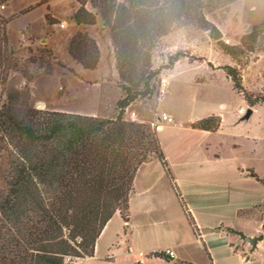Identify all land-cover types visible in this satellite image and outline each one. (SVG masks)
Instances as JSON below:
<instances>
[{
    "label": "rangeland",
    "instance_id": "obj_1",
    "mask_svg": "<svg viewBox=\"0 0 264 264\" xmlns=\"http://www.w3.org/2000/svg\"><path fill=\"white\" fill-rule=\"evenodd\" d=\"M125 1L0 0V113L12 106L19 116L27 108H33L40 112L115 119L119 114L118 100L124 94L110 35L116 18L115 8L112 13L104 14L106 4L117 6ZM81 5L96 18L94 25L79 26L74 21ZM205 15L219 30L221 38L216 40L211 31L201 29L188 17L172 24L169 33L159 38L155 49L150 50L151 64L154 69L164 66L170 56L178 52H184L187 57L173 68L163 70L154 81L157 86L154 97L136 101L126 109L124 117L127 121L158 127L171 172L176 164L190 158L191 165L199 169L228 176L236 160L234 157L242 159L240 161L247 166L260 168L264 164V141H261L264 140L261 136L264 135V103L249 120L232 127L233 120L237 118L238 122L250 106L243 94L234 89L225 70V67L235 68L245 91L253 98L264 97V34L249 36L254 26L264 20V0L222 1ZM103 20H110L111 26H105ZM61 24L65 27L61 28ZM78 33L87 34L97 43L100 58L95 69H85L71 55L70 44ZM221 43L237 48L235 58L223 51ZM240 108L245 114L239 113L238 117ZM167 113L175 115L174 118L169 115L173 123L162 120ZM221 113L225 118L220 135L192 130V122ZM249 133L259 141L247 140ZM235 144L241 148L235 149ZM215 153L219 159L208 163L205 158ZM2 161L0 159V164ZM153 161L158 163L138 173L129 211L115 213L118 216L97 252L99 258L87 259L83 264H138L141 259L144 264H156L152 259L147 260L155 258L152 254L147 256L140 252L145 255L141 257L139 253L138 257L129 251L167 249L174 245L175 236L190 239L191 226L195 230L193 216L190 226L189 216L166 182H170V178H158L161 172L167 175L164 167L159 160ZM184 190L191 191L194 202L212 204L226 197L229 189L222 185L199 187L191 183V190L186 187ZM224 203L222 215L219 214L223 219L239 218L238 225L263 226L264 205L254 210L255 216L249 217L235 212L234 202L226 200ZM127 216L130 224L124 220ZM230 231L233 234L236 230L229 227ZM261 234L264 235L263 229L256 236ZM236 238L239 244L252 248L240 236ZM261 250L263 252L258 253L264 259V249ZM192 255L198 264H207L198 252L192 251ZM73 258L74 264L82 261Z\"/></svg>",
    "mask_w": 264,
    "mask_h": 264
},
{
    "label": "trees",
    "instance_id": "obj_2",
    "mask_svg": "<svg viewBox=\"0 0 264 264\" xmlns=\"http://www.w3.org/2000/svg\"><path fill=\"white\" fill-rule=\"evenodd\" d=\"M222 1L236 0H126L117 6L106 4L104 16L115 8L112 26L110 20H103V24L111 26L124 93L118 100L115 119L33 108L19 116L12 106L1 111L0 264H64L68 256L91 258L114 214L129 211L135 178L144 164L159 160L173 180L158 127L127 121L125 111L138 100L153 98L157 93L155 79L187 57L178 52L164 66L154 69L151 64L150 50L169 33L172 24L188 17L201 29L211 31L216 40L221 38L205 13ZM73 19L79 26L94 25L96 20L83 6ZM262 34L264 20L249 36ZM220 45L235 58L237 48ZM70 52L85 69L97 67L100 51L87 34H77ZM225 70L251 110L264 103V97L253 98L245 91L235 68ZM220 126L221 117L216 115L191 124L193 130L210 133ZM253 177L260 181L257 175ZM124 220L129 223L128 216ZM262 227L264 230V223ZM152 256L172 261L164 251Z\"/></svg>",
    "mask_w": 264,
    "mask_h": 264
},
{
    "label": "crops",
    "instance_id": "obj_3",
    "mask_svg": "<svg viewBox=\"0 0 264 264\" xmlns=\"http://www.w3.org/2000/svg\"><path fill=\"white\" fill-rule=\"evenodd\" d=\"M100 64L101 62L99 63V65ZM261 104L256 105L252 108L253 114L256 112V108H258L259 106H263ZM222 107H225V105H223ZM168 115H171L173 118L175 116L173 113H170ZM238 115V117H240L239 112ZM219 116L221 117V126L217 132H201H204L205 134L220 135V132L223 131L225 116L222 113ZM242 118L238 122L237 118L234 119V124L230 123L231 126L236 127L239 122L243 121ZM194 122H192L191 124H193ZM160 128H162V126ZM261 136H263L264 138V135ZM246 139L252 141L253 143L259 141L257 136H254V134L250 133L247 134ZM234 147L235 149L241 148L239 144H235ZM254 153L257 152L254 151ZM212 156L213 157L205 158L208 163H211L210 161H212V159L214 158L216 160L219 159V156L216 153ZM234 158L236 160H233L232 168L228 173V176H222L221 174L213 175L209 170L199 169L197 166L191 165L190 158L189 160H184L182 163L176 164V169L173 168V172H171L173 175V180H170V182H166H168V186L170 187V189H173L176 200L178 201V203H180V205H182L186 214L189 216L188 220L190 221V226L191 215L193 216L192 218L194 221L195 230L191 226L189 234L190 239L187 240L185 237L175 236V243L170 248H159L152 250L150 249L149 251L141 250L139 252H133L132 250H130L129 253L139 257L140 252H144L145 254H147V256H150V254H153L155 252L172 250L175 253V257L171 259L172 264H198L193 259L192 251L198 252L200 256L202 255V258L205 259L207 264H264L263 255L261 253H258V251L263 252V250L260 251V249H264V240L262 242H259L257 249L252 252V248H249V246H245L248 244H239L238 238H236L238 235L234 233L232 234L231 231L228 232L229 227H232L234 228V230H240L248 236L255 237L262 231V226L258 225L257 228H253L249 224L238 225V217H236L238 218L237 220L231 219V217L223 219V217L219 215L223 211L222 207L226 205L224 203L226 200L232 203L234 202L235 212H237L238 214L244 213V216L249 217L255 216L254 210L257 207L264 205V164H262L260 168L255 167L254 165L247 166L242 161H240L242 159H238L237 157ZM154 163H158V161L144 164L138 170L134 183H136L139 171ZM253 175H257L260 181H257L253 177ZM162 176L166 178L167 175L161 172L158 178L162 179ZM191 183L199 187H220L221 185L226 186L229 189L228 194H226L227 199L226 197H222L219 199V202L216 203V201H214L212 204H209L207 201L194 202L191 199V191L187 192L184 190V187L191 190ZM181 188L183 189V191H181ZM131 200L132 195L130 197V202ZM117 216L118 214H115V216L107 224L99 239L97 240L94 256L91 258L87 257L86 259H82L80 264H83L87 259H92L95 257L99 258L97 252L99 251L101 241L106 236V234H108L110 226L113 223L114 218H116ZM218 225L222 226L223 228L216 229V226ZM191 245L194 246V249L192 250ZM153 257L155 258L153 259L151 257H148L147 260L152 259L156 264L169 263V261H167L165 258L156 256Z\"/></svg>",
    "mask_w": 264,
    "mask_h": 264
},
{
    "label": "water",
    "instance_id": "obj_4",
    "mask_svg": "<svg viewBox=\"0 0 264 264\" xmlns=\"http://www.w3.org/2000/svg\"><path fill=\"white\" fill-rule=\"evenodd\" d=\"M251 116H252V110L249 109L247 111V114L245 116H243L242 120H249ZM233 232L236 235L240 236L241 239L245 243H249L252 246V252L257 249L258 243L262 242L264 240V235L263 234H261L260 236L251 237V236L246 235L243 231H240V230H236V231H233Z\"/></svg>",
    "mask_w": 264,
    "mask_h": 264
},
{
    "label": "built area",
    "instance_id": "obj_5",
    "mask_svg": "<svg viewBox=\"0 0 264 264\" xmlns=\"http://www.w3.org/2000/svg\"><path fill=\"white\" fill-rule=\"evenodd\" d=\"M118 1H119V2H124L125 0H118ZM5 7H6V6L3 5V6H2V9H5ZM60 26H61V28H64V27H65V24H61ZM22 41L25 42L23 38H22ZM225 42H226L227 44L229 43L228 40H226ZM239 113H240L241 115H244V114H245V111H244L243 109H240ZM162 120H163V121H166L167 123H173V119H172V117L169 116V115H166V114H164V115L162 116ZM165 253H166L167 255H169L170 257H174V255H175V253H174L172 250H166ZM144 255H145V254L140 253V256H141V257H144ZM145 257H146V256H145ZM65 264H74V258L71 257V256L66 257V258H65ZM138 264H144V261L141 259V260L138 262Z\"/></svg>",
    "mask_w": 264,
    "mask_h": 264
}]
</instances>
